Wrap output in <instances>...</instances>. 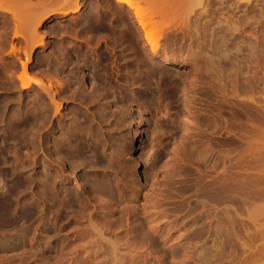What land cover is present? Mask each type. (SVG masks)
Returning <instances> with one entry per match:
<instances>
[{
    "label": "rangeland",
    "instance_id": "1",
    "mask_svg": "<svg viewBox=\"0 0 264 264\" xmlns=\"http://www.w3.org/2000/svg\"><path fill=\"white\" fill-rule=\"evenodd\" d=\"M38 1L0 0V6L5 9L8 8L10 11L9 13L6 11H0V103L3 101L2 106L4 107H1L0 104V117H2V119L0 118V122L2 123V125L0 124V144L2 143L0 145V189L2 191L0 192H6L8 188L10 189V187L24 177H26L24 179L29 180L31 183L33 178H35L34 169L37 160H39L42 164H48L50 162L49 153L45 144L42 147L43 150L41 149L42 152L41 150L39 153H36V151L34 152L35 145L30 141L31 137L34 141L32 133L29 131L31 129L30 127L18 131V134L20 135L18 138H7L10 133V129L7 125L8 120L6 119L3 122V116H1L6 108L4 104H7V116L11 119L12 116L10 115L17 112L20 107H22L24 111H30L33 113L34 107L38 103L37 101L40 100V97H43L44 103L46 100L49 102H46L47 104L45 103L46 105L44 104V106L50 109L48 110V114L49 120L51 119L49 121L50 124L49 122L47 124L46 130H52L53 127L51 125L67 122L70 123V121H72V115L81 111L82 108L81 112H87L88 108L85 110L87 106H85L86 104L81 101L82 97L91 95L96 89L99 92L101 91L103 95H108V98L111 95L109 101H107L108 99L103 100L104 103L108 104L114 99L115 102H118L122 113L126 116V119L128 118V125L124 128V132L126 136H128L127 141H130L132 144V150L130 156L128 155V157H125V161H133L132 163L134 164L137 173V179L135 182L137 183L140 181L139 185L141 184V186L143 185L142 183H146L147 185H144L145 189L143 193L149 194L153 189L151 186V182L153 180L157 182L160 181L155 184L158 185V188L160 186V189H163L161 187L162 184L159 185L160 183H165L167 181H164L166 178L165 174H163V170H166V167L168 169L170 166L169 164H172L171 162L174 163L175 168L173 170L175 172L177 171L176 173H179L178 175L181 174L183 178L185 177L184 179L188 178L181 173L183 172V169L188 167V165L186 166L182 163L174 161L176 160L175 157L180 152H177L179 150L178 147L183 145L180 141L183 139L185 130H181V133L178 131L177 133L174 130L169 129L168 131L166 130L168 132L167 133L164 129L163 131L165 132L161 133V135L164 136L162 137L160 135V139L158 137L157 140L153 142L154 144L157 142L155 144L156 146L152 143L149 135L150 133L152 134L153 129H155L156 116L158 115V117L161 118V115L164 112V114H167L168 116H163H166L167 118L171 117L170 119L172 120L182 119L184 127H187L189 122L186 121L188 120L187 109L184 108V106L186 107L187 102L191 101L193 102L192 105L195 103L193 108L196 107V109H194V115L198 123L196 129L197 133H202L205 129L204 126L206 124V120H208L210 116L213 121L218 120L217 123H220L219 117L222 114L225 119V121L223 120L222 122L224 126H226L227 132L224 134V141L226 140L225 145L227 146L225 147L228 151H226L227 155H229V161L227 159V172L229 173H227L229 175H227V178H230L228 184L230 182L229 186L231 187L230 189L232 192H234L232 188L237 183L240 182L246 185H244L245 188L242 187L243 189H240L241 191L245 190L244 192L242 191L243 193H240L243 197L240 194L239 196L241 201H244L245 204H250H247L246 208L237 207V204L235 205L236 202L233 200V202H230L231 204L229 203L230 208L229 212H227L229 214L227 218L229 226L227 225L228 232L226 231L227 234L223 240L220 236L216 237L219 235V233H217L219 232L218 221H220L222 212L220 213L215 211L217 206L214 202L213 205H215V210H213L215 212H173V207L171 205H165L163 208L165 212L145 213L143 206L141 207V205H143L146 201L142 196L140 209H142L143 212H139L141 213V216H137L139 213L131 214V212H114L115 215L113 217L109 215L106 216L104 212H80V214L77 212H68L71 228L65 233L68 235L70 240L73 241L64 255L67 264L76 263L80 260H85L87 264H99L100 262V264H105L106 262L104 259L106 254L104 256L105 251L103 252V250H105V247H107L108 250L111 249L112 247L109 243L112 244L113 242L118 248V252H116V254H118L117 256H119L121 260L124 259L123 263L122 261L119 263V261L118 264H264V256L260 257L258 261H254L251 257H249L253 254L252 251L254 252L256 248L264 250V207L261 206H264V0H138L142 8L149 15L151 21L150 23L155 29V37L159 45L157 53H153L151 51L150 46L147 44L143 36V31L139 28L132 11L127 6L121 7V5L115 0H63L55 5L54 9H60L68 5H77L78 11L67 16L58 17L55 15L53 19L51 18L43 24V26L35 29V21L38 20L39 17H42L45 13L36 9L37 7H34L35 3H38ZM16 32H18L19 35L16 34ZM38 37L42 38L43 42L36 46L34 40L36 41ZM12 50L15 53L12 52ZM26 54H28L30 61L27 60ZM166 55L168 59H173L174 61H165ZM23 64L26 65L25 70L27 75L36 80L43 81H41L44 83V87L42 89L39 87L40 85L38 86L36 84H33V87L31 86L33 89L31 87V89L27 90L22 88L19 77L24 73ZM212 70L213 72H211ZM161 71L164 72L160 74L161 77H163L166 72H170L173 74V82L176 80L174 83H182L180 84V86H182L179 94L182 92L184 95H180L184 99H182L180 95L178 101L172 100L162 103L161 100L158 99L156 101L157 105L154 104V106L139 97L143 95V93L147 92L146 85L142 82L145 81L148 76L156 77L158 75L156 79H160L161 77L159 76V73H161ZM96 73H98V75H96ZM141 76L143 78H141ZM138 78L140 80V85L139 80H137ZM104 80L107 82H103ZM93 83L96 86L93 85ZM49 84L54 87L53 91H56L54 93L56 94L55 98H57V102L52 99V94L48 96L49 94L45 93V90L42 91L45 88V85L48 86ZM104 84L106 87H104ZM132 85H134V87ZM183 88L187 90L184 89V91H182ZM134 92L135 94H133ZM43 94L44 96H42ZM136 97L139 98L137 99ZM185 99L186 102L183 101ZM32 100L35 103L31 102ZM25 101L30 102L26 103ZM175 101L176 103H174ZM33 104L34 106H32ZM158 104L159 107H157ZM160 105L164 107H160ZM124 107L125 109L127 107L129 108L126 109L127 112H125ZM146 107L147 109L149 108V112ZM14 108H16V111ZM32 109L33 111H31ZM52 109L56 110V112L55 110L53 111L55 115H53ZM222 109H224V111ZM178 111L180 113L182 111L183 113L180 114ZM160 112L162 114H160ZM138 114H140V116ZM197 117H199V119ZM140 118L144 120L142 121V124H139L141 121ZM137 119H139V121H137ZM5 124L7 127H5ZM113 124H117V119L113 121ZM217 127L218 126L214 127L215 131L213 139L215 149L212 155L213 158H211V160H213L210 161L211 163H196L193 166L191 165V168L189 167V170L197 176L195 179L206 181L209 180V178L213 180H217V178H219L218 174L220 171L216 168L217 165H215L218 161L217 156L218 150L220 149V138L216 135L218 134L219 129ZM197 130H199V132ZM229 131L230 133H228ZM27 136H30V139H28ZM5 139L7 141H5ZM9 140H12L13 142H10ZM52 141L53 139H51L50 143H52ZM168 141L170 143H168ZM3 142L6 143V145ZM177 143H180L181 146ZM226 143H228V145ZM27 144L29 147L26 146ZM143 144H146V147L149 146L147 147V149H149V153L153 152L154 154V152H157L163 155L167 154L166 158H164L167 159L168 157V159L165 161L163 158L162 161L159 162L160 166L158 165L159 170L157 169L158 176L156 180L154 178L150 179L149 177V175L152 174L150 167H152L156 161L155 157L152 156V153L149 157V161L147 155L143 156V159L139 158L141 157V150L139 148ZM2 145L4 146L2 147ZM175 145L178 147L176 148ZM172 146H174L175 149H173L174 147L172 148ZM155 147H157L158 151ZM25 148H27V150ZM169 149H172L173 151H170ZM174 150L177 152L176 156L171 154L175 153ZM59 159H56V161ZM61 160L62 159L58 161V165L65 167V170L67 171L66 173H69V175L71 174L69 176L70 180L74 182L73 184L77 185L82 173L79 171H74L73 173L71 166L67 162ZM168 160L171 161L169 164ZM61 162H64L65 164ZM138 162L139 164H137ZM163 165L166 167L162 168ZM211 165L214 170H212L213 168ZM41 167L42 166L40 165V171H42V173L45 172L46 170ZM55 168L56 166L52 168L50 172L54 173L59 171L58 166L56 169ZM160 169H163L162 172ZM171 169L172 168H169L167 171ZM46 172L43 174H47ZM3 173H5V175ZM148 173L149 179L146 176ZM159 174L161 175L162 180ZM22 175L24 177H22ZM162 175L164 176L162 177ZM30 176H32V178ZM198 177H201V179ZM177 179L179 178L177 177ZM153 183L154 182H152V184ZM149 185L151 187H149ZM178 186L179 185L175 187L172 186V190L170 191L177 197L176 200L179 199L177 200L179 202L182 199L178 195L179 191L177 192L176 190L178 189ZM248 187L250 190L254 189L256 191L254 192L252 190L254 192L252 193L249 189L246 190ZM131 188L133 189L134 187L131 186ZM5 189L7 190L5 191ZM173 189L175 191H173ZM30 190L31 189L21 194L22 201H26L27 197H30V195L32 196V191ZM250 194H257V196L254 197ZM230 197H234V194ZM252 197L254 199H252ZM195 198L196 197H193L192 201H195ZM252 201L256 203L258 207L262 208V212L261 208L259 209L260 211L257 210L256 212L254 206H257L252 204ZM39 205L41 206L40 203ZM117 209L118 211L119 209L120 211L122 210V208ZM150 213L152 215H150ZM198 214H200V216ZM203 214L205 215L203 216ZM48 215L49 214L42 215L38 221L39 223L31 222L28 224L32 226V228L38 229V231L33 232L36 234L37 240L31 242L29 247L25 250H23L24 248H0L1 251L5 253L4 256L0 253V264H7L9 262L22 264L21 261H23V259H21L20 256H24V254L30 258V260L26 259L28 261L27 264H48L49 261L50 263H53V260L42 262L40 255L43 251L39 250V248L45 244V240L43 241L45 235L43 232L45 227L50 226L55 228L56 225V228H58L61 226L59 223L54 222L53 216ZM147 215L150 216L148 217ZM210 216L212 217L210 218ZM195 217L198 218L195 219ZM200 217L206 222L202 221ZM153 218H155V220ZM152 219L154 220V223L152 222ZM204 222L207 225H205ZM141 224L144 225H142L146 231L144 235L147 236L143 235V228L140 226ZM19 225L22 227L21 224ZM147 225L150 229L146 227ZM153 225L160 228L158 229L159 232L151 230V228H154ZM193 225H196L195 228ZM202 225L203 227H207V229L203 228ZM18 226L16 227L20 229ZM16 227L13 226L11 230L4 231L7 232V234L0 231L1 241H5L6 238L9 237L8 234L12 236L21 235L20 232L18 233V229ZM202 229L208 233H205ZM231 229L233 234H231ZM95 232L100 234L96 236ZM254 232L259 237L255 236V238H253ZM256 232H258V234ZM138 233H140V236H138ZM152 233L154 238L152 237ZM214 234L216 236H214ZM232 235L233 237H231ZM137 236L139 238H137ZM206 236L208 237V240H204V238L207 239ZM210 236L212 238H210ZM4 237L5 240H3ZM140 237L142 238L140 239ZM226 237H228L229 240ZM147 238H149V240ZM217 238L221 239H219V243H216L218 241ZM252 239L255 240L253 241ZM96 241H100L103 242L102 244H105L101 250L103 255H101V252L96 254ZM221 241L223 244H226L224 246V250L227 249L225 251L226 255L228 253L232 254L227 255V258L229 259H222L223 257H226L224 252L223 254L225 256H223V254L222 256H217L219 255L217 252L219 251V247L217 246L222 245ZM214 243L216 248L213 246ZM231 244H236L235 246L246 248V255L239 258L232 257L233 253L231 251H233V248ZM204 245L206 248H203ZM31 246L36 247L32 248ZM93 247H96V249ZM206 249H210V251L207 252ZM216 249L218 250L216 251ZM177 251L181 254L180 256ZM183 251L184 253L182 255ZM191 251L197 253V256ZM203 251L205 252V256L203 257L204 261L202 260V257L198 258V255L200 254L199 252ZM213 251L217 253H214L213 255ZM92 252L94 254H92ZM209 253L212 257H209L211 256ZM8 255L13 256L14 261L9 260L10 256L9 258H6ZM16 255H19V257ZM111 255L113 254L111 253ZM214 256H217L220 261ZM188 257L190 259H187ZM205 257L210 260L208 261L204 259ZM213 257L214 259H212ZM196 259H199L200 261ZM7 260H9V262H7Z\"/></svg>",
    "mask_w": 264,
    "mask_h": 264
},
{
    "label": "bare ground",
    "instance_id": "2",
    "mask_svg": "<svg viewBox=\"0 0 264 264\" xmlns=\"http://www.w3.org/2000/svg\"><path fill=\"white\" fill-rule=\"evenodd\" d=\"M29 1H33V0H29ZM62 1L63 0H42V1L39 0L38 3H35L34 7L35 8L37 7L36 9L45 12L42 17H39L38 20H36L37 22L35 21V25H36L35 29H38L39 27L43 26V24H45L48 20H50L51 18L53 19V17L55 15H57L58 17L59 16H67V15H69L71 13H76L78 11L77 5L76 6L68 5V6L60 8V9H54V6L57 5L59 2H62ZM115 1L118 4H120L121 7L127 6L132 11V13H133L138 25H139V28H141V30L143 31V36H144L147 44L150 46L151 51L153 53H157L159 45H158V42H157L156 37H155V29L153 28L152 24L150 23L151 21H150L149 15L142 8V6L140 5V2L138 0H115ZM0 11L1 12L6 11L7 13L10 12L8 8L5 9L4 7H1V6H0ZM16 30H18V29H16ZM18 32H16V34L19 35ZM41 42H43V39L39 38V37H38V39L36 41L34 40V43H35L36 46L40 45ZM14 48H15V46H14ZM13 50H15V49H13ZM13 50H12V52H14ZM218 52H219V50H218ZM26 56H27V60L30 61L28 54H26ZM167 60L170 61V62L174 61L173 59L172 60L168 59L167 55H166L165 61H167ZM176 60H177V58H176ZM174 63H177V62H174ZM168 65H170V64H168ZM25 66L26 65L23 64V68L24 69L23 68L22 69L24 70V73L22 72L23 74L19 77V80L21 82L22 88L24 90L25 89L26 90L27 89H31L33 87V84H36L38 86L40 85L39 87L42 89L44 87V83H42L43 81L42 80H40V81L36 80L33 77H30L29 75H27L26 70H25V68H26ZM181 66H182V63H181ZM219 70H221V69H219ZM153 71H154V69H153ZM162 72L163 71H161V73L158 72L159 76H160V74H162ZM211 72H213V70ZM207 73H208V71H207ZM96 75H98V73H96ZM193 75H194V73H193ZM228 75H229V73H228ZM205 76H206V74H205ZM156 77L155 76H148L146 78V80L142 82L144 85H146L147 92L143 93V95H141V96H139V94H138V96L143 98V100H145L146 102H149L151 105L152 104L153 105L156 104V101L158 99L161 100L162 103H166L167 101H172V100H177L178 101V98L181 96L180 94H182V92L179 94V91L181 90V86H182V85L180 86V84H182V83H180V82H178L179 84L174 83L176 80L174 79L175 81L173 82V80H172L173 79V74L170 73V72L169 73L166 72V74H164L163 77L160 76L161 77L160 79H158V78L156 79ZM141 78H143V77L141 76ZM137 80H139V78ZM141 81H142V79H141ZM103 82H107V81L104 80ZM125 82H127V81H125ZM194 83H196V82H194ZM93 85H95V84L93 83ZM139 85H140V80H139ZM9 86H10V84H9ZM132 86L134 87V85H132ZM104 87H106V85ZM53 88L54 87L52 85H50V84L48 86L45 85V88L42 91L45 90V93L49 94L48 96H50V94H52L51 95L52 99L54 101H56L57 98H55L56 94L54 93L56 91H53ZM95 88H98V87H95ZM184 89L185 88H183L182 91H184ZM185 90H187V89H185ZM88 93H90V92H88ZM109 93H107V94H109ZM220 93H221V91H220ZM133 94H135V92ZM222 94H223V91H222ZM182 95H184V94H182ZM42 96H44V94ZM110 97H111V95H110ZM110 97L108 98V95H103L101 93V91L99 92L96 89L91 95L84 96L81 99V101L84 104H86L85 106H87L85 108V110L88 108L87 112H90V113H87L85 110H84L85 112H81L83 108L81 109V111L77 110L78 112L76 113V111H75L76 114L72 115V119H71L72 121H70V123L67 122L68 124L67 123H60V124H56V125H51L53 127L52 130H49V129L46 130L47 124H48V122L51 119L49 120V114H48V110H50V109H48V108H46L44 106V104L46 102L47 103H49V102L46 100V102L44 103L43 97H40L39 101L36 100L38 103L34 107V112L33 113L30 112V111H24L22 107H20L18 109V111L15 112L16 108H14L15 111H13V112H15L16 114L15 113H13V115L11 114L10 115V116H12L11 119L9 118V116H7L8 115L7 104H4L6 106V108H5L4 113L1 114V116H3V119H4L3 122L6 119L9 121V122L7 121V125H8V128L10 129V133L8 134L7 138H13V139L16 138V137L18 138L20 136L18 134V131L30 127L31 129L29 131H30V133H32L34 141H33L32 137H31V139H30V136L29 137L27 136V137H28V139H30L31 143H33L35 145L34 152L36 151V153H39V151L41 149L43 150L42 147L45 144L47 146L46 149L48 150V153H49L50 162L48 161L49 162L48 164H46V163L42 164V163H40L39 160H37V162L35 164V169H34L35 178H33L31 183L29 182V180L24 179L26 177H24L22 175V177H24V178H22L21 180L17 181V183H15L12 187H10V189L9 188H8V190L5 189V191L7 190L6 192H0V231L4 232L6 230H11V228L13 226L16 227L19 224L22 225V227H20V225L18 226V227H20V229H18L16 227L18 229V233L20 232L21 235L12 236V235L8 234L9 237H7L6 240H5V237H6L5 236L4 239H3L5 241H1V239H0V248L1 249H19V248H24L23 250H25L27 247H29V244L31 242L37 240V236L33 232L38 231V229L37 228L34 229V228H32V226H30L28 224H30L31 222L39 223L38 221L40 220L42 215L49 214V215L53 216L54 222L59 223L61 226L58 227V228H56V225H55V228H52L50 226H46L45 227L44 232H43V233H45L44 239H43V241L45 240V244L42 247H40V245H39V247L41 248V249L39 248V250L43 251L42 254L40 255L41 261L42 262H46L47 260H53V263H50V261H49L48 264H67V261H66L64 255L66 253V250L71 246L72 241H73V240H70L68 235H66V233H65L66 231H68L71 228V223L69 222L68 212H77L78 214H80V212H104V214L106 216L109 215V216H112V217L115 215L114 212H131V214H138L139 212L142 211V209H140V204L142 202L141 201V197L142 196L144 197V200L146 201L143 205H141V207L143 206V210L145 211V213L146 212H148V213L149 212H152V213L153 212H165L164 209H163L165 205L166 206L167 205L168 206L171 205L173 207V209H172L173 212H193V213H195V212H204L205 213V212H213L215 210L214 207L216 205L217 208H216L215 211L220 212V213L222 212V215L220 217V221L217 220L218 221V228H219V232H217V233H219V235L216 236L214 234V236H216V237L220 236V238L222 240H223V238L226 236V234L228 232L227 230H228V226H229L228 224L229 223L227 222V220H228L227 218H228L229 214L227 212H229V208H230L229 207V203L233 200V201L236 202V203L235 202L234 203H235V205L237 204L236 205L237 207H246L247 208L246 205L248 203L245 204L244 201H241L240 196H239V194L242 191L243 192L245 191V190H242V191L240 190L242 187L245 188L244 187L245 184H242L239 181H238L239 183L236 182L237 184L234 185V187L232 188V190L234 192H232L231 189H230L231 188L229 186L230 182L228 184V181H229L230 178L229 179L227 178V175L229 174L227 172V168H228L227 167V165H228L227 159H228L229 155H227L228 151L226 150L227 146L225 145V141L226 140L224 141V138H225L224 134L226 132V126H224V124L222 122L223 120L225 121V119L223 118L222 114L219 117L220 118V121H219L220 123H217L218 120L217 121L216 120L213 121L212 117L210 116L209 119L206 120V124L204 126L205 129L202 131L201 134H200L199 130H197L199 133L196 132L197 124H198L197 121H196V117L194 115V109H196V107L193 108V105L195 103L192 105L193 102H191V101L187 102L186 107L184 106V108L187 109V110L185 109L187 111V119H188L186 121L189 122L188 126L185 125L187 127H184V123H183L182 119L172 120V119H170L171 117L167 118L166 116H163V115H167V114H164L165 112L163 114L160 112V114H162L161 118H159L158 115L156 116V118H155V124H156L155 129H153V131L150 129L152 131V134L150 133V135H149L152 143L155 142L158 137L160 139L161 133H164L166 130L168 131L169 129H172V130H174L177 133H178V131H179V133H181L180 132L181 130H185V134H183V139L180 141L183 145L181 146L180 143L179 144H180L181 147H178V146L175 145L176 148L177 147L179 148V150L177 149L178 150L177 152H179V151L180 152L177 154V152H175L176 150H174L175 153H171V154H173L175 156L177 154V156L175 157L176 160H174L175 162L177 161L178 163H182V164H184L186 166L188 165L187 168H185V169H183L184 167L182 168L183 172H181V171L180 172L183 173L184 176L188 177L189 179L188 178L184 179L185 177L183 178V176L181 174L180 175L182 177L180 175H178L179 173L177 174L176 173L177 171L175 172L173 170L175 168L174 167V163L171 162L170 160H168V164H169V162L172 163V164H169L170 165L169 168H172V169L167 171L169 168L167 169V167L164 166V165L162 167V168L166 167L165 168L166 170H163V169L162 170L164 171L163 174H165V178H166V179H164V178L163 179H164V181L167 180L165 183L163 182L164 184L163 183L159 184V185L162 184L161 187L163 189H160V186L158 188V185L155 184V183H158L160 181L157 182V181L153 180L152 182H154V183L152 184V182H151V186L153 187V189L150 191L152 194L151 193L144 194L143 193L144 189H145L144 185L146 183L145 184L142 183L143 185L141 186V184L139 185L140 181L137 182V183L135 182V180L137 179L136 178L137 177L136 176L137 173H136V170H135L136 168H135L134 164L132 163L133 161L129 162L130 160H128L127 158L126 159L128 161H125V157H128V155L130 156L131 150H132V144H131L130 141H127V137L128 136H126V134L124 132V128L127 127V125H128V123H127V119L128 118L126 119V116H125L124 113H122L118 102H115V100L113 99L114 97L112 98L113 101L109 102L108 104L104 103L103 100L108 99L107 101H109ZM126 97L128 98V96H126ZM139 97H136V98L138 99ZM181 98H182V96H181ZM128 99H130V98H128ZM182 99H184V98H182ZM33 100L31 102H34ZM63 100H65V99H63ZM129 101H127V102H129ZM183 101L186 102V99L183 100ZM192 101H193V99H192ZM1 102H2V103H0L1 107H3L2 106L3 101H1ZM29 102H26V103H29ZM174 103H176V101ZM181 103H177V104H181ZM32 106H34V104ZM124 106H125V104H124ZM145 106H146V104H145ZM161 106L162 105H160V107ZM83 107H84V105H83ZM128 107L126 109H129ZM157 107H159V104H158ZM162 107H164V106H162ZM177 107H179V106H177ZM174 108H176V107H174ZM124 109H125V107H124ZM126 109H125V112H127ZM146 109H147V107H146ZM158 109H160V108H158ZM54 110L52 109V113H53ZM156 110H157V108H156ZM160 110H162V109H160ZM222 110L224 111V109H222ZM31 111H33V109ZM149 111L150 110H148V112ZM182 111H181V113H183ZM206 111H207V109H206ZM55 112H56V110H55ZM71 113H73V112H71ZM207 113H208V111H207ZM53 115H55V114L53 113ZM138 115L140 116V114H138ZM135 116H136V114H135ZM0 118L2 119V117H0ZM54 118H56V117H54ZM142 118H143V116H142ZM142 118H140L141 121L139 122V124H142V121H144ZM197 118L199 119V117H197ZM213 118H215V117H213ZM116 119H117V124L114 125L113 121L116 120ZM68 121H69V119H68ZM137 121H139V119H137ZM152 122H154V121H152ZM136 123H138V122H136ZM145 123H147V122H145ZM0 124L2 125L1 122H0ZM49 124H50V122H49ZM154 125H153V128H154ZM215 126H218L217 128H219L218 129V134H216V135L219 136V138H220V141H219L220 149L218 150V156H217L218 161H217V164H215V165H217V167L216 166L215 167L218 168L219 171H220V173L218 171L219 178L216 177L217 180L214 179L215 181L213 179H210L209 177H208L209 180H206V178H205L206 181L195 179V177H197V176H195L192 173V171L189 170V167L191 165L192 166L195 165L196 163H208V162L213 160V159L211 160V158H213L212 155H213L214 149H215L214 148V139H213L214 131H215L214 127ZM5 127H7L6 124H5ZM202 127H203V125H202ZM2 129H4V128H2ZM164 129H165V131H163ZM147 130H149V129H147ZM228 133H230V131ZM166 134H165V136H166ZM22 138H24V137H22ZM28 139H26V140H28ZM51 139H53L52 143H50ZM19 140H21V139H19ZM5 141H7V140L5 139ZM27 142H29V141H27ZM27 142H25V143H27ZM168 143H170V142L168 141ZM4 144L6 145V143H4ZM226 144L228 145V143H226ZM48 145H50V146H48ZM217 145H218V143H217ZM3 146L4 145H2V147ZM26 146H28V144ZM150 146H152V145H150ZM147 147H149V146H147ZM147 147H146V144H143V145L140 146L139 149L141 150V157H139V158L143 159V156L147 155V158H148V161H149V159H150L149 157H150V155L152 153V156L155 157L156 161H155V163L153 162L154 164L152 163L153 165L151 164L152 167H150L151 168L150 170H151L152 174L150 173L151 175H149V173H148L146 176L148 177V175H149L150 179L154 178L156 180V178L158 176L157 171L159 170L158 169L159 162L162 161V159L164 157L166 158L167 154L163 155V154L157 153V152L156 153L154 152V154H153V152L149 153L148 152L149 149H147ZM157 147H155V148L157 149ZM173 147L174 146H172V148ZM27 148H25V149L27 150ZM180 148H182V149H180ZM173 149H175V147ZM42 150H41V152H42ZM157 151H158V149H157ZM43 152H45V151H43ZM171 157H173V156H171ZM35 158H37V157H35ZM59 158L62 159L63 161H65V162H67L71 166V168L73 170V173H74V171H79L80 173H82V175L80 177V180L77 183V185L73 184L74 182H72L70 180L69 176L71 174L69 175V173L68 174L66 173L67 171L65 170V167H63L62 165H58L59 164L58 161L60 160ZM56 159H59V160L56 161ZM141 159H140V161H141ZM167 159H168V157H167ZM167 159H165V161ZM144 160H145V158H144ZM151 161H152V158H151ZM228 161H229V159H228ZM61 163H64V162H61ZM137 164H139V162ZM162 164H165V163H162ZM162 164H161V166H162ZM40 165L47 171V172L45 171L47 174H43L45 172L42 173V171H40V169H39ZM55 166H56V168L58 166L59 171L58 172L57 171L54 172L55 171L54 170L53 171L54 173H51L50 171ZM211 167H212V165H211ZM211 167H210V169H211ZM218 169H216V170H218ZM162 170H161V172H162ZM212 170H214V168ZM4 172H6V171H4ZM48 172H50V173H48ZM70 172H71V170H70ZM159 173H160V171H159ZM3 174L5 175V173H3ZM3 174H1V175H3ZM6 176H7V173H6ZM163 176L164 175H162V177ZM8 177H9V175H8ZM28 177H29V175H28ZM30 177L32 178V176H30ZM149 177H148V179H149ZM177 177L179 179H177ZM201 177L200 178L198 177V178L201 179ZM160 178H161V175H160ZM9 179H11V178H9ZM158 180H160V179H158ZM161 180H162V178H161ZM11 181H13V180H11ZM13 182H15V181H13ZM142 182H143V180H142ZM148 184H150V183H148ZM233 184H235V183H233ZM177 185H179L178 189H176V188L175 189L177 190V192L179 191L178 195L182 199V200L180 199L181 201H179V202L177 201L179 199L176 200L177 197L170 191V190H172V186L175 187ZM131 186H133L134 188L132 189ZM151 186L149 185V187H151ZM2 187H3V185H2ZM155 188H157L158 190L155 189ZM29 189H31L30 191H32L31 192L32 196L30 195V197H27V200L25 199L26 201H22L21 194H23L24 192H27V190H29ZM247 189H249V187L246 188V190ZM3 190H4V188H3ZM252 190L254 192L256 191L254 189H251L250 192ZM0 191H2V190L0 189ZM173 191H175V190L173 189ZM253 191H252V193H254ZM230 193H231V195L234 194V197H230L231 196ZM28 194H29V192H28ZM240 195L242 196V194H240ZM250 195H252V194H250ZM252 196L256 197L257 194H254ZM193 197H196L195 201L194 200L192 201ZM252 199H254V198L252 197ZM256 200H257V198H256ZM213 202L215 203V205H213ZM39 203L41 204V206L39 205ZM252 204L256 205V203H254V202ZM261 206L264 207L263 205H261ZM257 207L254 206V208L256 209V212H257V210H259L261 208V207H258V208ZM117 208H122V210L120 211V209H119V211H118ZM165 209H166V207H165ZM166 211H168V210H166ZM169 212H171V211H169ZM261 212H262V208H261ZM263 212H264V209H263ZM140 214L141 213H139L137 216H139ZM200 214H198V215L200 216ZM150 215H152V214L150 213ZM192 215H194V214H192ZM204 215L205 214H203V216ZM203 216H202V218H203ZM135 217H136V215H135ZM211 217L212 216H210V218ZM159 218H160V216H159ZM196 218H198V217H195V219ZM217 218H219V217H217ZM153 219L155 220V218H153ZM153 219H152V222L154 223ZM200 219H201V217H200ZM204 219H205V217H204ZM201 220L205 221L203 219H201ZM229 221H230V218H229ZM205 222H204V224H205ZM192 224H193V221H192ZM215 224H216V222H215ZM142 225L143 224H141L140 226L142 227ZM205 225H207V224H205ZM195 226L193 225L194 228H195ZM146 227L148 229H150L148 227V225ZM202 227H203V225H202ZM137 228H138V226H137ZM142 228H143V230H142L143 232L142 233L144 235V233L146 231H145L144 227H142ZM154 228H151V230L155 231V232L158 231V229H160V228H157V226H154ZM203 228L207 229V227H205V226ZM211 228H212V226H211ZM218 228H217V230H218ZM232 229H231V234H233L232 233ZM202 230H204V229H202ZM206 232L207 231H205V233ZM4 233L7 234V232H4ZM95 233H96V236H98L100 234V233H97V232H95ZM135 233H136V231H135ZM256 233L258 234V232H256ZM14 234H16V233H14ZM138 234H139L138 236H140V233H138ZM148 235H149V233H148ZM200 235H202V234H200ZM138 236H137V238H139ZM144 236H147V235H144ZM236 236H237V234H236ZM255 236L259 237L254 232L253 238H255ZM152 237H153V233H152ZM198 237H201V236H198ZM203 237H204V235H203ZM228 237H226V238H228ZM231 237H233V235ZM231 237H229V238H231ZM141 238L142 237H140V239ZM158 238H159V236H158ZM210 238H212V237L210 236ZM229 238H228V240H229ZM144 239H145V237H144ZM147 239L149 240V238H147ZM219 239H218V241L216 243H219ZM204 240H208V237H207V239L204 238ZM209 240H212V239H209ZM230 240H232V239H230ZM252 240L254 241L255 239H252ZM237 241H238V239H237ZM96 242H97V244H96L97 245L96 254H98L99 252H101V250L103 249V245L105 246V244H102L103 242H100V241H96ZM151 242H153V241H151ZM206 242H208V241H206ZM221 243H222V241H221ZM109 244H110V246L112 248L108 250V248L105 247V250H103V252L105 251L104 256L106 254L105 259L103 258L105 260V262H106L105 264H116V262L118 264L119 261H120L119 263H121V261L123 263L124 259L121 260L120 257L117 256L118 254H116V252H118V248L116 247L115 243L113 242L112 244L111 243H109ZM31 245H34V244H31ZM225 245L226 244L222 243L221 246H217V247H219V251H217L218 249H216V251L219 253V255H217V256H222L223 252L226 255L225 251L227 249L224 250V246ZM231 245H232V248H233V251H231L233 253L232 257H234V258L238 257L239 258V257H242L243 255H246L245 254L246 253L245 252L246 248L235 246L236 244L235 245L231 244ZM242 245H240V246H242ZM106 246H107V244H106ZM213 246L215 247V243H214ZM31 247L35 248L36 246H31ZM204 247H205V245L203 246V248ZM210 247H212V246H210ZM93 248L96 249V247H93ZM1 249H0V253L4 256L5 253L3 251H1ZM20 250H22V249H20ZM190 250H191V248H190ZM206 250H207V252L210 251V249H206ZM109 251H111V252H109ZM93 252H92V254H94ZM179 252H178V255L180 256L181 254ZM217 252L213 251L212 254L214 255V253H217ZM227 252H230V251H227ZM111 253L113 255H111ZM183 253H184V251L182 252V255H183ZM192 253H195V252H192ZM199 253L200 254L198 255V258L202 257V260H203V257L205 256V252L203 251V252H199ZM252 253L253 254L251 256H249V257H251V259H253L254 261H258V259H260V257L264 256V250L263 249L261 250L259 248H256L254 252L252 251ZM196 254L197 253H195V255ZM209 254H207V255H209ZM224 254H223V256H225ZM228 254L232 255L231 253H228ZM101 255H103L102 252H101ZM227 255H226L225 258L223 257L222 259H229V258H227ZM9 256H10V258H9ZM16 256L19 257V255H16ZM209 257H212V255L209 256ZM214 257L212 259H214ZM245 257H247V256H245ZM6 258H9L10 261H14L13 260L14 257L11 256V255L6 256ZM11 258H12V260H11ZM20 258L23 259V261H21L22 264H25V263L27 264L28 261L26 259L30 260V258L28 256H26L25 254H24V256L21 255ZM122 258H124V257H122ZM234 258H232V259H234ZM187 259H190V258L188 257ZM191 259H192V257H191ZM204 259H206V257ZM217 259H218V257H217ZM9 260H7V262H9ZM196 260L200 261L199 259H196ZM206 260H208V259H206ZM206 260H205V262H206ZM234 260H232V261H234ZM14 263H10L9 262L7 264H14ZM72 264H87V263H86L85 260L84 261L80 260V261H78L76 263H72ZM206 264H208V263H206Z\"/></svg>",
    "mask_w": 264,
    "mask_h": 264
}]
</instances>
